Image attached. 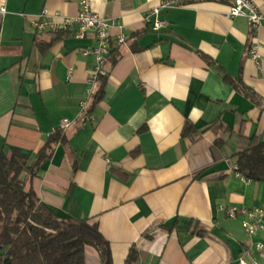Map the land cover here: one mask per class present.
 Segmentation results:
<instances>
[{
	"label": "crops",
	"instance_id": "crops-1",
	"mask_svg": "<svg viewBox=\"0 0 264 264\" xmlns=\"http://www.w3.org/2000/svg\"><path fill=\"white\" fill-rule=\"evenodd\" d=\"M160 1L91 0L121 28L110 29L119 56L104 66V95L89 112L94 33H37L29 22L43 8L74 15L79 0H0V152L14 146L34 155L66 118V144L32 182L47 211L96 222L113 264H124L131 249L137 264H240L244 248L264 242V227L249 236L241 215L229 218L219 207L261 205L264 181L238 175L235 159L211 148L219 124L233 142L238 134L264 139V20L257 65L249 23L226 17L228 0L161 10L165 24L154 31L143 17ZM253 1L264 14V0ZM118 33L125 42H116ZM224 74H241L260 102ZM185 123L193 139L182 137ZM244 259L264 264L254 249ZM84 262L100 264L93 247Z\"/></svg>",
	"mask_w": 264,
	"mask_h": 264
},
{
	"label": "trees",
	"instance_id": "trees-1",
	"mask_svg": "<svg viewBox=\"0 0 264 264\" xmlns=\"http://www.w3.org/2000/svg\"><path fill=\"white\" fill-rule=\"evenodd\" d=\"M118 56V49L112 47L105 66L113 64ZM223 79L253 102H260L257 94L244 86L241 74L235 78L224 74ZM106 80L107 75L97 78L89 98V112L102 99ZM219 126L222 130L212 153L222 149L226 157L235 159L237 172L243 177L264 181V139L238 134L233 142V132ZM195 132L193 125L185 123L181 135L193 139ZM66 142L64 130L58 128L34 155L14 146L0 152V264H85L87 246L97 251L100 264H113L109 243L96 222L57 218L41 205L33 188V179L39 176L43 163L58 144ZM189 224L194 233H202L194 222ZM137 261L138 253L131 249L124 264Z\"/></svg>",
	"mask_w": 264,
	"mask_h": 264
},
{
	"label": "built area",
	"instance_id": "built-area-1",
	"mask_svg": "<svg viewBox=\"0 0 264 264\" xmlns=\"http://www.w3.org/2000/svg\"><path fill=\"white\" fill-rule=\"evenodd\" d=\"M196 0H161L158 5L150 8L144 14L143 21L152 30L157 31L164 26V21L158 16L161 10L177 8L185 6L190 2ZM223 1V0H213ZM229 5L225 12L226 17L233 18L236 16L245 17L249 23L252 44L249 48V55L253 61L259 64L260 42L258 39V32L264 20V14L260 11L258 5L253 0H228ZM6 13L4 6L0 7V20ZM30 25L37 33L53 32L59 33L70 29H75L77 37L83 36L87 31L91 30L94 33L96 44L89 50L94 55V70L89 76L86 85V94L90 98L97 78L106 76L105 63L110 50L113 46L111 40L110 29L114 26L121 28L112 17H106L95 12L91 8V0H79V9L74 15H65L58 11L51 12L47 8H43L39 13L30 16ZM126 36L123 33H118L116 36L117 43H123ZM70 125L68 119H63L60 124V129L64 130ZM109 162V158L105 159ZM237 172V165L234 166ZM238 175H241L237 172ZM242 176V175H241ZM227 217L235 218L237 215L242 216L241 226L249 236H254L259 230H262L263 216H264V202L259 206L245 207L237 205H228L219 207ZM254 249L261 257L264 258V242L250 243L242 251V256L239 260L240 264H246L245 256L250 255L251 250ZM252 264H258L253 261Z\"/></svg>",
	"mask_w": 264,
	"mask_h": 264
}]
</instances>
